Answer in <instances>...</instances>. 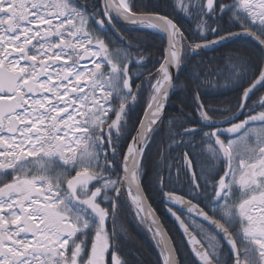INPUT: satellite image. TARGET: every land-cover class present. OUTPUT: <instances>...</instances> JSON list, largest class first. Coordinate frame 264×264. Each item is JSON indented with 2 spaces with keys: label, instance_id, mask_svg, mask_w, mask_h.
Here are the masks:
<instances>
[{
  "label": "snow or ice",
  "instance_id": "obj_1",
  "mask_svg": "<svg viewBox=\"0 0 264 264\" xmlns=\"http://www.w3.org/2000/svg\"><path fill=\"white\" fill-rule=\"evenodd\" d=\"M171 7L195 22L198 42L136 0H0V264H127L115 228L122 195L147 225L161 264H181L146 204L144 155L177 87L171 70L241 39L255 42L257 62L228 57L203 79L197 73L198 121L169 119V139L184 149L169 158V178L173 167L177 177L183 169L197 202L163 191V175L159 183L165 201L185 210L167 209L195 257L186 264H264V95L247 104L264 88V0H172ZM225 16L229 28L220 25ZM118 22L166 40L154 72L133 74L131 65L143 67L146 57L139 47L133 55ZM133 75L143 77L135 91ZM210 77H223L225 87L250 81L235 111L204 105L199 89L216 86ZM142 90L146 106L132 135Z\"/></svg>",
  "mask_w": 264,
  "mask_h": 264
},
{
  "label": "trees",
  "instance_id": "obj_2",
  "mask_svg": "<svg viewBox=\"0 0 264 264\" xmlns=\"http://www.w3.org/2000/svg\"><path fill=\"white\" fill-rule=\"evenodd\" d=\"M141 3L148 6V11H156L162 14H167L182 28L185 35L189 38V41L198 42V33L195 32L196 24L192 19L184 16L182 13L173 11L171 7L172 0H136V4L139 7ZM230 22H222V28H229ZM123 35L127 41L132 42V51L135 55L137 47L141 49L146 57L143 67H138L135 63L131 65L132 72H144L155 71L159 66L158 60L160 59L165 42L159 34L146 33L142 30H133L131 27H125ZM211 38V37H209ZM137 42L138 45H137ZM248 46V43H244ZM240 42L234 41L229 43L227 46L221 47L212 51L209 54L193 56L186 61L181 67L179 73H177L175 84L176 88L173 89L170 97L169 105L165 116L162 119L157 131L155 132L150 146L146 149L144 160H143V172L141 179V187L146 200L159 218L165 232L170 238L172 244L178 249V258L181 264H186L189 260H195L194 256H191L189 249L186 247L185 239L178 230L165 211V199L163 191H168V164L171 163L168 150L175 148L173 145L169 148V119H175V124L178 126L184 117H188V123H196L198 115L195 110L194 96L196 95L195 83L193 82V76L197 73L200 78L203 79L206 70L211 68L215 71L218 68V56L224 58V62L221 68L226 64L228 57L242 56L244 51L239 46ZM220 51V52H217ZM252 62H257L255 53H252ZM210 77L212 84H203L200 89V97L206 107L213 109H226L231 108L233 111L238 107V100L243 92V87L248 85L237 86L229 85L224 86L225 81L222 79ZM140 79H136L133 75V90H136V85L141 82ZM183 84L181 88L179 85ZM262 90V88H258ZM264 89V88H263ZM259 90L253 93H258ZM264 94V93H263ZM254 100V96L251 98ZM147 91L142 90L140 95L133 105L134 111L131 112V120L129 122V128L133 134L135 128L132 126L134 123L138 124V117H142L143 109L146 106ZM250 104V103H249ZM182 110V111H181ZM189 114H191L189 116ZM216 118H220L216 115ZM130 136L126 137L125 146ZM161 153H163V162H161ZM161 169L163 171L161 172ZM172 170L176 171L173 167ZM172 174V172H171ZM159 175H163L164 183L166 187L162 191L160 189ZM186 179V177H185ZM183 181V180H182ZM177 189L182 190L177 187ZM113 228L111 226L110 230ZM118 234V243L122 254L127 260V264H161L159 250L156 247L155 241L152 239V234L147 230V225L140 223L135 216V213L131 211L129 204L122 206L121 213L118 217L115 225Z\"/></svg>",
  "mask_w": 264,
  "mask_h": 264
},
{
  "label": "flooded vegetation",
  "instance_id": "obj_3",
  "mask_svg": "<svg viewBox=\"0 0 264 264\" xmlns=\"http://www.w3.org/2000/svg\"><path fill=\"white\" fill-rule=\"evenodd\" d=\"M226 21H228L229 22V18H228V16H225L224 18H223V20H221L220 21V25L222 24V22H226ZM228 27H229V25H227ZM118 27L121 29V34L123 35V33L125 32V26H123V25H118ZM230 30H232V31H237L238 30V28H231ZM236 41H238V42H240V47H241V49H243V51H244V53H243V57L244 58H246V59H249L251 62H252V53L254 52L255 53V56H256V59L258 60V58H260V56H261V53L258 51V48L254 45V44H252V43H250V42H245V40H243V39H241V40H236ZM231 42H234V41H231ZM231 42H229V43H231ZM243 42L244 43H248L249 45L248 46H246L245 44H243ZM229 43H227V44H225V45H223V46H221V47H224V46H227ZM221 47H219V48H221ZM219 48H217V49H219ZM217 52H220V51H217ZM224 62V58L223 57H221V55L220 56H218V61H217V64H218V67H220L221 68V65H222V63ZM257 74H258V72H257ZM222 79V81L224 82V79L223 78H221ZM248 82H250V81H248ZM248 82H245L243 85H248ZM257 90H259V92L258 93H256V94H252V96L250 97V99L247 101V104L249 105V107H251L252 105H253V101H258L259 100V98L262 96V95H264L263 93H264V89L262 88V90H260V89H257ZM257 90H255V91H257ZM254 91V92H255ZM254 96V100L252 99V104H251V98ZM250 103V104H249ZM224 109V108H223ZM166 114V113H165ZM231 113H229V115H230ZM165 116V115H164ZM216 118V117H215ZM245 117H244V115H241L240 116V120H242V119H244ZM163 119V118H162ZM198 119H199V117L197 118V121H198ZM216 119H220V118H216ZM235 122H239L238 120L237 121H235ZM139 123V122H138ZM227 126V125H226ZM207 130V129H206ZM134 132H135V130H134ZM134 132H133V134L132 135H134ZM131 139V136H130V138H129V140ZM125 139H123L122 140V148H124V146H125ZM170 144L173 146V145H175L176 146V149L175 148H171V149H169L168 150V153H169V156L170 157H176L177 155H182V153H183V146L181 145V146H177L176 144H172V142L170 141ZM126 148V147H125ZM122 158V157H121ZM171 161V160H170ZM119 162V161H118ZM172 162V161H171ZM185 177H186V179H185ZM183 180V181H182ZM177 187H179V188H181L182 190H179V189H177ZM167 188H168V190H171V191H174L176 194H178V195H183V196H185V198H189V199H192L193 200V202L195 203V202H197V198L196 197H194V196H192L191 194H190V178L188 177V176H186V174H185V172H184V170L183 169H181V172H180V175H179V177H177V175H176V171H174V170H172V174H171V178H168V183H167ZM161 189V188H160ZM201 199V201H202V197L200 198ZM119 203H120V209H119V214H118V217H119V215H120V213H121V210H122V206L123 205H125L126 203L128 204V202H127V197H126V195H122L121 197H120V201H119ZM164 205H165V211L168 213V215L170 216V218H171V220L173 221V222H175V225H176V227L178 228V230L180 231V228L178 227V225H177V223H176V220H175V218L171 215V213H169L168 212V207H171V208H173V210H175V211H177V213L178 214H181L182 216H183V214H184V210L182 209L181 210V208H180V206L179 205H175V204H172L171 202H168V201H165L164 202ZM106 207L107 206H109V205H105ZM118 217H117V220H118ZM184 218H186V217H184ZM197 219H199V218H197ZM116 223H117V221H116ZM111 226H112V222H111V220H109V222H108V225H107V227H108V229L110 230V228H111ZM181 232V231H180ZM181 234L183 235V233L181 232ZM183 238H184V235H183ZM190 251V250H189ZM195 258V257H194Z\"/></svg>",
  "mask_w": 264,
  "mask_h": 264
},
{
  "label": "water",
  "instance_id": "obj_4",
  "mask_svg": "<svg viewBox=\"0 0 264 264\" xmlns=\"http://www.w3.org/2000/svg\"><path fill=\"white\" fill-rule=\"evenodd\" d=\"M118 25H123V26H125V27H130L128 24H126V23H123V22H118ZM161 36V35H160ZM162 37V36H161ZM163 38V37H162ZM163 40H164V42H165V44H166V40L163 38ZM229 42H231V41H229ZM229 42H224L222 45H217V46H214L213 48H211V49H203V50H201V52L198 54V55H205V54H209V53H211L212 51H214V50H216L217 48H219V47H221V46H223V45H225V44H227V43H229ZM250 43H252V44H254L255 45V42H250ZM198 55H195V56H198ZM172 71V73H173V76H174V79H176V76H177V72H176V70L175 69H172L171 70ZM255 91V90H254ZM172 92H173V89L170 91V95H169V99H168V101H167V103H166V106H165V109H164V113H163V117H164V115H165V113H166V111H167V108H168V105H169V101H170V97H171V95H172ZM254 93V92H253ZM252 96V95H251ZM249 100V99H248ZM143 116V115H142ZM241 116V115H240ZM240 116H239V118H240ZM235 122V121H234ZM226 126V125H225ZM134 134H135V132H134ZM144 195V194H143ZM146 204L149 206V204H148V202H147V200H146ZM182 210V209H181ZM185 211V210H184ZM154 212V211H153ZM154 215H155V217L158 219V221H159V223L161 224V222H160V220H159V218L157 217V215L154 213ZM176 223H177V225H178V227H179V224H178V222L176 221ZM162 225V224H161ZM163 227V226H162ZM180 228V227H179ZM163 230H164V228H163ZM165 231V230H164ZM180 231L182 232V230L180 229ZM183 233V232H182ZM184 235V234H183ZM168 236V235H167Z\"/></svg>",
  "mask_w": 264,
  "mask_h": 264
}]
</instances>
